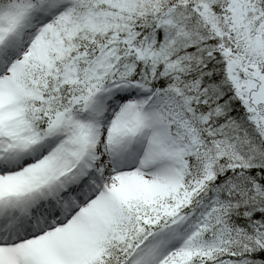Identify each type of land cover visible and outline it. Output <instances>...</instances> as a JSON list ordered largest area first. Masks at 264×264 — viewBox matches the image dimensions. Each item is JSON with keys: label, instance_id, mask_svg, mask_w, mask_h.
Wrapping results in <instances>:
<instances>
[{"label": "snow or ice", "instance_id": "6c2138e0", "mask_svg": "<svg viewBox=\"0 0 264 264\" xmlns=\"http://www.w3.org/2000/svg\"><path fill=\"white\" fill-rule=\"evenodd\" d=\"M0 264H264V0H0Z\"/></svg>", "mask_w": 264, "mask_h": 264}]
</instances>
